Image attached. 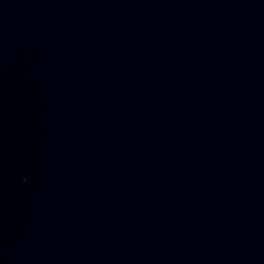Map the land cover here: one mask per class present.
<instances>
[{
	"label": "water",
	"instance_id": "water-1",
	"mask_svg": "<svg viewBox=\"0 0 264 264\" xmlns=\"http://www.w3.org/2000/svg\"><path fill=\"white\" fill-rule=\"evenodd\" d=\"M0 264H264V0H0Z\"/></svg>",
	"mask_w": 264,
	"mask_h": 264
}]
</instances>
